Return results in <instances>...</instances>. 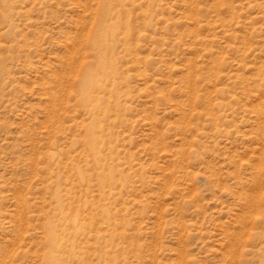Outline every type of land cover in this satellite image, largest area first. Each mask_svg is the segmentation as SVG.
Segmentation results:
<instances>
[{
  "label": "rangeland",
  "instance_id": "1",
  "mask_svg": "<svg viewBox=\"0 0 264 264\" xmlns=\"http://www.w3.org/2000/svg\"><path fill=\"white\" fill-rule=\"evenodd\" d=\"M109 6L0 0V264H264V0Z\"/></svg>",
  "mask_w": 264,
  "mask_h": 264
},
{
  "label": "bare ground",
  "instance_id": "2",
  "mask_svg": "<svg viewBox=\"0 0 264 264\" xmlns=\"http://www.w3.org/2000/svg\"><path fill=\"white\" fill-rule=\"evenodd\" d=\"M112 2L113 3L114 2L121 3V2H123V0H105V4L108 7H110L109 5L112 4ZM120 16L121 15H119V17ZM101 25H102V23H101ZM104 29H105L104 27H101L100 30L95 34L96 35L94 37L95 40H94V42L92 41L93 43L91 45L93 46V49H95V50H99V51H103L104 50V52L105 51L108 52V50H109L108 48L111 45L110 43L112 42V39H113L114 35H112V33L110 31H106ZM106 52H105V54L104 53L100 54V56L97 57V61L95 63L96 64V68L98 70L103 71V72L109 67V65H110L109 63L111 62L109 54L107 55ZM88 75L90 76V79H92L93 82L96 81V79H94V75L92 74L91 71H88ZM94 145H95V142H92V146H94ZM77 230H80V227L77 228ZM53 239H54V237H53ZM49 255H50V253H49ZM50 263L53 264V259L52 258H50Z\"/></svg>",
  "mask_w": 264,
  "mask_h": 264
}]
</instances>
